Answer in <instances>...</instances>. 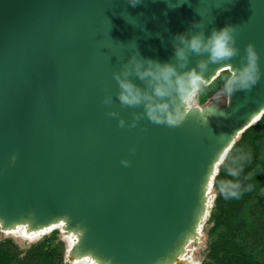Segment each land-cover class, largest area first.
Wrapping results in <instances>:
<instances>
[{
    "label": "water",
    "instance_id": "water-1",
    "mask_svg": "<svg viewBox=\"0 0 264 264\" xmlns=\"http://www.w3.org/2000/svg\"><path fill=\"white\" fill-rule=\"evenodd\" d=\"M200 20L206 35L234 25L239 49L209 64L206 85L238 69L250 41L260 79L192 106L180 125L129 126L143 109L120 104L113 72L135 46L171 60L173 36ZM263 112L264 0H0V230L59 226L74 237L71 263L184 264L218 165Z\"/></svg>",
    "mask_w": 264,
    "mask_h": 264
},
{
    "label": "clouds",
    "instance_id": "clouds-1",
    "mask_svg": "<svg viewBox=\"0 0 264 264\" xmlns=\"http://www.w3.org/2000/svg\"><path fill=\"white\" fill-rule=\"evenodd\" d=\"M141 0H128L135 6ZM203 20L194 21L196 31L189 29L173 36L174 56L171 60L160 61L145 57L138 48L131 51L119 70L113 72L117 82L116 97L121 105L130 107L142 106L141 112H133L129 126H134L141 116H146L155 123L169 126L180 125L187 109L196 104L197 97L206 86L204 72L211 63L228 60L239 52L236 45L235 26L225 24L220 28L213 27L206 35ZM207 53L206 56L202 55ZM199 58L189 66L191 55ZM261 76L258 52L253 42L245 47L243 62L225 80L221 94L231 95L234 91L251 88ZM136 77L142 83H137ZM112 94L103 97L105 104L112 103ZM109 115L116 117L120 126H125V119L115 109H109ZM247 154L240 152L229 158L228 171L231 176L238 177L242 171ZM128 165L129 161H121ZM220 192L227 198H239L245 190L238 180L224 181Z\"/></svg>",
    "mask_w": 264,
    "mask_h": 264
},
{
    "label": "trees",
    "instance_id": "trees-1",
    "mask_svg": "<svg viewBox=\"0 0 264 264\" xmlns=\"http://www.w3.org/2000/svg\"><path fill=\"white\" fill-rule=\"evenodd\" d=\"M230 73L226 70L204 87L196 103L206 104L221 89ZM247 154L242 171L233 177L229 158ZM238 180L245 189L239 198H225L224 181ZM211 191L209 215L201 228L203 247L200 264H264V112L240 132L217 167ZM65 243L53 229L27 245L0 234V264H67Z\"/></svg>",
    "mask_w": 264,
    "mask_h": 264
},
{
    "label": "rangeland",
    "instance_id": "rangeland-1",
    "mask_svg": "<svg viewBox=\"0 0 264 264\" xmlns=\"http://www.w3.org/2000/svg\"><path fill=\"white\" fill-rule=\"evenodd\" d=\"M215 97H221V98H223V100H225L226 95H223V94L220 93V94L214 96L213 98H215ZM197 105H199V104H197ZM212 199H213V193L210 190V192H209V201H210V203H211ZM55 229H57L59 231V234L61 236V239L65 243V247L68 248L69 241L67 240V237H66L68 235H66L63 232H61L60 227H57ZM0 234L3 235V236H8V237L14 238L19 244L20 243L23 244V243H25V241H27V243L28 242H32V241H34V240H36L38 238V237H36V238H34V240L33 239H28L27 240V239H24V238L20 237L19 234L6 233V232H3L1 230H0ZM203 243H204L203 235H202V233H200V236L198 237V239L195 242H192V243H190L187 246V249L189 251V254L188 255H190V257L193 259V261L196 262L197 264H200V261L202 259V255L200 254V250L204 246ZM65 263L72 264L71 262H69L68 260H66V257H65Z\"/></svg>",
    "mask_w": 264,
    "mask_h": 264
},
{
    "label": "bare ground",
    "instance_id": "bare-ground-1",
    "mask_svg": "<svg viewBox=\"0 0 264 264\" xmlns=\"http://www.w3.org/2000/svg\"><path fill=\"white\" fill-rule=\"evenodd\" d=\"M208 204H210L209 200H208ZM53 228H57V227H53ZM3 232L19 234L20 237H22L24 239H27V240L28 239H33L34 240V238L39 237V236H41L43 234V231L27 232L22 227H17L14 230H6V231H3ZM66 237H67V240L69 241L68 246H70V244L74 241V237H73V235H68ZM188 254H189V251H187V253L182 255L181 262L184 263V264H197L196 262L193 261V259ZM72 264H94V262L85 261L83 259V260H80V261H75Z\"/></svg>",
    "mask_w": 264,
    "mask_h": 264
},
{
    "label": "built area",
    "instance_id": "built-area-1",
    "mask_svg": "<svg viewBox=\"0 0 264 264\" xmlns=\"http://www.w3.org/2000/svg\"><path fill=\"white\" fill-rule=\"evenodd\" d=\"M193 106H198L197 104L193 105Z\"/></svg>",
    "mask_w": 264,
    "mask_h": 264
}]
</instances>
